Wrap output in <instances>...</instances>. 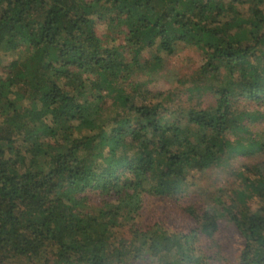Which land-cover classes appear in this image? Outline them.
<instances>
[{
    "label": "trees",
    "instance_id": "trees-1",
    "mask_svg": "<svg viewBox=\"0 0 264 264\" xmlns=\"http://www.w3.org/2000/svg\"><path fill=\"white\" fill-rule=\"evenodd\" d=\"M180 42L202 50L214 101L179 105L170 120L160 92L124 86L146 66L143 50L172 53ZM0 51L16 55L0 74V264H124L149 253L159 264H207L200 242L225 214L211 207H183L196 224L187 231L137 225L114 249L109 237L145 196L182 195L190 171L225 153H264V134L229 138L256 117L233 103L264 101V0H0ZM109 95L120 107L106 115ZM239 174L264 196L263 159ZM87 189L105 196L94 213ZM245 195L226 213L244 239L236 264H264V206L250 211Z\"/></svg>",
    "mask_w": 264,
    "mask_h": 264
},
{
    "label": "rangeland",
    "instance_id": "rangeland-1",
    "mask_svg": "<svg viewBox=\"0 0 264 264\" xmlns=\"http://www.w3.org/2000/svg\"><path fill=\"white\" fill-rule=\"evenodd\" d=\"M240 7L242 11L247 9L246 4H241ZM95 29L97 35L102 38L105 33H108L103 22H96ZM121 42V39H118L114 45ZM109 43L112 44V42ZM157 55L161 61L157 59ZM15 56L14 52L0 51V74H3V71L6 70L5 65ZM140 60L146 62V66L129 76L126 82L130 84L124 86L125 91L132 93L134 89L141 95L148 92H160L161 96L157 99L163 101L170 109V120H173L175 115L179 117V105L182 108L184 106L206 107L213 103L211 91L216 84L215 76L212 72L205 73L202 70L205 56L197 45L180 42L176 44L172 53L156 52L153 48H146L141 52ZM219 68L221 75L223 68L222 66ZM191 87L193 88L190 90ZM110 97V95L107 97L105 103V106H108V112L103 111L106 115L113 108L120 107L119 103ZM233 108L254 113L256 117H251L249 125L247 124L249 126L247 133L238 131L236 134H231L229 135L231 140L246 136L257 138L259 134H264V101L257 103L245 98H238L233 103ZM262 159L264 160V153L255 156L233 152L225 153L217 163L202 172L190 171L187 189L183 191L182 195L175 198L145 196L139 214L129 220L123 219L121 216L119 223L111 228L109 249L120 247V239H130L132 231L137 228V225L150 227L158 224L168 232L187 231L195 227L196 224L193 218L183 210V207L190 205L196 209L211 207L216 211H222L221 214H225H219L221 216L217 217V229L213 236L200 242L205 247V255H208L206 263L236 264L237 255L244 245V239L226 213L236 212L234 202L237 201V191L239 190L245 191L244 205L250 211L264 206V196L254 194L252 188L246 186L248 183L246 177L239 174L240 171H244V165H250ZM244 174L246 175V173ZM82 194L86 196L85 211L94 213L103 205L105 196L101 195L99 190L87 189ZM145 247L143 248L146 250L147 247ZM11 262L13 264H43V258L17 257L11 259ZM124 262V264H159L160 259L157 254L149 253L142 254L138 258L128 255Z\"/></svg>",
    "mask_w": 264,
    "mask_h": 264
}]
</instances>
